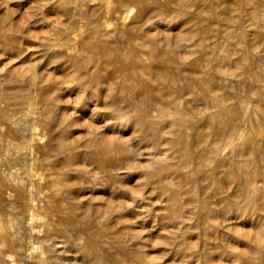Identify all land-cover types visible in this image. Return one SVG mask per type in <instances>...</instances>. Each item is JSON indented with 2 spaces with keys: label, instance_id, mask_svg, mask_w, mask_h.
Listing matches in <instances>:
<instances>
[{
  "label": "bare ground",
  "instance_id": "6f19581e",
  "mask_svg": "<svg viewBox=\"0 0 264 264\" xmlns=\"http://www.w3.org/2000/svg\"><path fill=\"white\" fill-rule=\"evenodd\" d=\"M57 1L63 4L64 14L83 12L89 19L84 26L79 25L73 38L67 35L65 41L60 38L62 42L49 44L52 62L67 58L77 75L82 68L85 75L93 71L84 78L96 89L104 87L99 89L103 91V101H110V112L115 113L113 125L116 120H126L140 134L149 129L155 139L146 163L137 160L135 148L127 141L95 139V149L87 152V160L100 161L103 170L94 177L118 176L131 164L137 169L148 168L137 185L153 182L167 196L159 220L167 223L164 228L170 234L172 248L186 253L189 261H195L199 251L202 258L207 255L205 259H210L213 247L205 251L204 245L190 237L195 232L206 235L211 226L222 224L217 217L221 209L224 219L231 209L241 212L245 203L264 214V53L257 50L260 42L254 39L258 46L253 49L248 28L237 33L231 27L234 31L225 35L222 44L210 42L211 50L204 51L211 24L210 4L205 0ZM87 3L85 10L83 4ZM197 5L196 9L199 5L206 7L200 17L193 13ZM263 8L252 15L259 14L264 19ZM166 12L169 17L179 14L194 24L189 31L178 34L174 42L161 44L157 35L151 36L146 29ZM187 36L202 48L198 58L191 60L190 50L181 51L180 42ZM11 38L5 35V40L16 42ZM127 60L129 63H124ZM203 60L214 62L215 73L210 72L209 65L202 64ZM112 75L121 78L116 80ZM37 77V71H31L27 80L30 86L21 77L15 90L0 86V264H158V256H150L142 243V229L129 228L128 224L139 226V220L133 219L135 215L128 214L137 207L134 192L131 201L118 203L126 213L117 217L80 212V185L71 172L85 168L74 169L69 157L72 145L55 135L53 121L46 116L56 82L42 83ZM82 78L75 80L84 84ZM38 87L45 91L40 100L35 98ZM187 91L191 95L186 96ZM121 104L127 112L122 111ZM186 107L192 112H187ZM254 117L259 124L253 131L248 124L254 122ZM41 123L42 132L37 125ZM227 184H236L233 198L225 194ZM221 201H228V205ZM220 202L224 207L219 210ZM124 221L126 224L118 227ZM217 251L220 250H214ZM249 253L244 252L246 261L248 257L252 264H264L262 254Z\"/></svg>",
  "mask_w": 264,
  "mask_h": 264
},
{
  "label": "rangeland",
  "instance_id": "374dc122",
  "mask_svg": "<svg viewBox=\"0 0 264 264\" xmlns=\"http://www.w3.org/2000/svg\"><path fill=\"white\" fill-rule=\"evenodd\" d=\"M205 1L207 5L210 4L208 7L211 16L209 23L211 24L208 25L209 27L207 28V32H210V35H208L207 33V37L204 39L206 42L203 49L204 51H210L215 41L219 43V45L222 44L225 35L229 32L235 30L234 32L238 33L239 29L246 27L252 35H250L252 48L256 49V47L259 45L257 50H260L261 53H264V49L263 51L261 50L263 48L262 46H264V19L259 16V14L252 15V13L258 12V10L262 11L260 8H263L261 4H264V0ZM259 4L260 8H257L259 7ZM88 5L89 3L83 4L85 10L89 7ZM194 8L196 13L194 11L193 13L197 17L201 16L199 14H202L201 12H203V9H206V7H204L203 5L201 7L199 5V9H196L198 8V5L194 6ZM239 11H241V13ZM64 12L65 10L63 4H60L57 0H0V86H3L8 90H15L17 85L19 84V79L23 77L27 81L31 71L35 70L37 71V80L39 82L41 81L42 83H46L49 80L56 82V91H52L54 93V98L46 116H49L50 120L53 121L52 125L55 131L57 132L55 133V135H57L58 137L61 136L62 138L64 137V140L72 145L71 151L73 150L74 152L72 151L69 157L70 159H73V163L75 165L74 169L77 166H82V168H85L84 170L82 169L80 171L84 174H81L79 171L77 173L76 169L75 171L73 170L74 172H71V175L73 173L75 176V182H77V185H80L78 190V196L79 198H82L81 205L84 206L83 207L80 205V212L88 213L91 216L103 215L107 217H117L126 213L123 212L125 209H119L121 207L118 206V203L131 201L129 199L131 194L134 192L137 197V207L135 210H132L133 213L128 214H131L132 216L135 215L133 219L139 220V223L137 222L139 226L136 224L135 226L134 224H127L132 230L142 229L141 240H144L142 243L146 244L145 248L149 252V254H151L150 256H153V254L158 256V260L160 261L158 264H193V262L194 264H252L253 262L249 261L250 258L247 257L246 259L248 260H245V250H249V254H253L255 256L258 253V255L262 254V256H264V214H258V210H254L253 207L248 203L243 204V207L240 208L241 212H235V209L229 210V213L224 219L221 208L224 207L223 204L228 205V201H221L223 204L220 202V205H218L219 210L221 209V211L218 212L219 215H217V217H219L220 223L222 224H216L215 226H211V230L209 229V233L206 235L198 236L195 232V234L190 237L191 241L199 243V245H204L205 247H203L204 250L206 249L205 251H207L208 248L210 249V247H213L211 253L212 255L210 254L209 256L210 259H205L207 255L202 258L203 253L199 251L195 256L196 258H194L195 261H189V256H187L186 253L180 251L176 252L175 246L174 248H172L174 244L168 241L170 240V234L164 228V225L167 223L166 221L159 220V212L161 214L163 213L162 211H165L163 208L168 200L167 196L164 194V192H161V190L160 192L163 195L159 194V188L156 189V184L152 185L153 182H146L145 184L137 185V182L143 179L142 175L145 174V171L147 174V170H149L148 168L146 170H144V167L142 168L143 170L141 169V167L140 169H137L138 167H132L136 166L135 164H131L128 165V168H123V170L121 169L122 171L118 176H113L116 178L109 176L108 178L99 177L97 179L94 177L93 174H96L97 172H99L98 174H101L103 170V166L100 161L99 163L98 161L90 159L92 160L90 163V160H87L89 158L87 152H89L90 149H95V145H93L92 143L95 141V139H99L103 142H109L114 139H117L119 141H127L129 142V144L131 143L132 147L135 148L137 152V160L140 159L139 161L141 163H146L147 156H149L152 152V150H150V147L155 142V139L154 137H152L149 129H144L143 133L140 134L141 132H138V129L132 124L128 123L126 120H116L115 123L117 124L113 125L114 118L116 119V116L115 113H113L112 110V112H110L108 108L110 101L106 100V98L103 101L104 94H102V89H104V87L101 85L99 88L102 89H96L94 87L95 85L91 81L86 79L87 77L84 78L85 74L82 73V70L85 71V68H82L80 71V75H77L74 74V65H71L72 62L69 61L67 58L52 62V60L54 59H52L50 54L48 53L49 44L57 41L62 42V40L60 41V38L64 39L63 41H65L67 35L73 38L78 32L77 30L79 25L82 24L84 26L85 21H88L89 19L83 12L76 13L74 11H69L65 14ZM167 13L168 12L162 14L163 16L161 15L159 17L160 20L157 18V20L159 21L156 20L154 22L156 24L152 23V25H150L151 27L148 26V28L146 29V32L151 36L157 35V37L155 38H157L156 40H158L159 38L161 44H166V42H172V40L174 42V39L178 34H184L183 32L189 31L190 27L194 24V21L189 22L179 14H177L178 16L175 15V17H169ZM233 15L238 16L237 18H233L235 17ZM229 16L234 20L231 19ZM258 16L259 19H261L262 21L258 19ZM242 17L244 18L242 19ZM252 18L257 20H253ZM234 21H237V23H235ZM237 24H239V26ZM253 26H256L255 29H253ZM231 27L234 30L231 29ZM249 27H251L252 29L250 30ZM208 29L211 31H209ZM212 29H214L215 31ZM252 31L255 32L252 34ZM259 33L263 34V37H261L262 35L260 36ZM5 35H7L11 40V37H13V40L15 39L16 42H13L11 40H5ZM253 36L254 38L252 39ZM254 39L256 42L254 41ZM162 40L165 42H163ZM210 42L213 44H211ZM254 42L260 43L257 45L254 44ZM193 43H195L194 40L188 36L187 38L183 39L182 42H180V48L182 49H180L181 51L190 50L189 52L191 60L198 58L200 52H202V48L195 46V44ZM222 49L223 48H221V50ZM13 51L15 53H13ZM206 61L203 60L201 62L205 67H208L209 65L208 69L210 70V72L215 73L214 62L210 60ZM125 62L126 64H128L129 60L124 61V63ZM59 67L61 69H59ZM92 72H90L91 74L87 73L86 75L90 76L92 75ZM80 76L83 77V82H88L87 84L84 83L85 86L83 83H77L78 80H75V78L78 79V77ZM113 76L115 75H112V77ZM11 77L12 80L10 79ZM116 78L119 80L121 77H118L116 75L115 79ZM9 79L11 82L9 81ZM27 82H25L26 85L28 84L27 86H30L29 81ZM11 84L14 85L12 86ZM88 84L92 87L91 90L93 91L90 92L91 87ZM98 90L99 92H97ZM44 94L45 91L42 88L38 87L37 89H35V98L37 100H40ZM187 94L191 95L190 93H188V91L185 95L187 96ZM198 102L200 103V101ZM120 106H123V112H127V110H123L124 108L126 109L124 105L121 104ZM185 110L189 113L192 112V108L190 107H186ZM107 112H110L109 115L107 114ZM253 121V123L249 122L250 124H248L249 130L255 129L259 124L258 120L255 117ZM37 125L39 129L41 128L40 132H42V123ZM145 130L149 133V135L148 133H146ZM145 133L149 138H146ZM98 136H100V138H98ZM75 150L77 152H75ZM76 162H79L78 165ZM88 163L91 165H89ZM94 166H96V168H92ZM75 172L77 174H75ZM124 172H128L129 174L126 175V173ZM128 175H132L133 177H130ZM82 179L84 180L83 183H81L83 181ZM124 179L126 181V184L122 182V180ZM129 180L130 182L127 184V181ZM70 181L72 182V180ZM96 182L98 183V186L96 185ZM228 185L229 184H227V186ZM233 185L236 186V184H232L228 186V189L226 188L225 194L228 192V194H226L229 195L228 198L234 197V189L237 188ZM151 190H153V192H151ZM229 190L232 192L230 193ZM119 193L120 195L118 196ZM121 198L124 200L122 201ZM247 208H249L251 211H249V209ZM157 209L159 210L157 211ZM146 216L148 217L146 218ZM124 224H126V221H124L123 223H118L117 225L118 227H120ZM165 238L167 239V242L165 241L166 243L164 242ZM186 239L188 240V236L186 237ZM214 250L220 251H217L216 253L214 252ZM197 256L199 257L197 258ZM242 256L244 258H242V260L245 261H241Z\"/></svg>",
  "mask_w": 264,
  "mask_h": 264
}]
</instances>
